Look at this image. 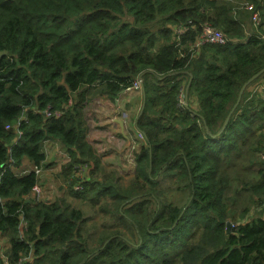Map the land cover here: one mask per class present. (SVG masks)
I'll list each match as a JSON object with an SVG mask.
<instances>
[{
  "label": "trees",
  "instance_id": "16d2710c",
  "mask_svg": "<svg viewBox=\"0 0 264 264\" xmlns=\"http://www.w3.org/2000/svg\"><path fill=\"white\" fill-rule=\"evenodd\" d=\"M236 1L240 9L229 0H0V233L10 264L31 250L27 264H264V89L251 91L264 73L233 109L264 68V29L243 4L264 18V0ZM205 23L229 43L192 54ZM176 25H189L181 49ZM139 77L145 142L123 182L87 141L85 107L94 97L113 103ZM47 107L60 116L45 117ZM47 140L70 158L63 182L72 165L89 170L79 191L73 180L50 204L26 203L36 177L10 166L43 162ZM69 198L108 217L94 236Z\"/></svg>",
  "mask_w": 264,
  "mask_h": 264
},
{
  "label": "built area",
  "instance_id": "2783aa9c",
  "mask_svg": "<svg viewBox=\"0 0 264 264\" xmlns=\"http://www.w3.org/2000/svg\"><path fill=\"white\" fill-rule=\"evenodd\" d=\"M243 6H244V9L250 15V22L252 23V25L255 27L261 26V28H262V24L264 23V18H261L260 13L257 10H255L253 5H251V4L245 3V4H243ZM188 26L176 25V26L172 27V32H173V35H174L175 40H176V46L179 47L180 49L182 48L181 39L186 34V32L188 31V29H189ZM227 43H229V40L222 31H220V30L212 27L211 25L205 23L199 27V34H198L194 44L189 47L188 51L191 52L192 54H195L197 51H199V49L202 46H205V45L223 46V45H226ZM235 43L236 42H233V44H235ZM263 89H264V84L263 83H257L256 86L252 87L251 91H259V90H263ZM132 90L140 91V81L138 79L133 81L131 86L126 88L124 91H132ZM99 100H100V97H97L94 100V105L91 106L93 109H94V106L98 105ZM70 103L71 102L69 101L68 105H70ZM42 113L45 117H49V116L59 117L61 114L60 111H51L49 107H47L45 110H43ZM120 115H121L120 121L122 123L123 134L126 138L129 139L130 143H129L126 154H124L123 157H121V158L117 157L118 165L116 166V168H115V166H113V167H111V169L116 170L120 176L131 177L133 174L134 168H135V154L137 153L138 148H139L138 142L144 144L145 137L138 130H136V132H135V137L131 136L127 131V123H126L127 115L124 112H121ZM85 119H86V125H87V129H88L87 132L89 134H91L92 130L94 129V115L88 113L85 116ZM110 127L112 130L115 129V126H113V125H111ZM6 128H8V126H6ZM18 134H21V133L18 132ZM110 140L112 143H115V146L116 145L119 146L120 141H121V136H119L115 132L110 131L107 134V142H109ZM89 144L92 146V148L94 150V143L89 142ZM94 152L96 153V155L100 158V160L102 162V156H103L104 150L101 148H97V150H94ZM42 153L44 154V146L42 148ZM119 153H121V152H119ZM64 156H65V160L63 162V166L70 162V158L66 154V152L64 153ZM44 159H45V154H44ZM124 162L128 168L127 170L123 166ZM42 164H43V162L39 163L38 165L32 164V168L30 170H22L20 175H26V174L32 172L35 175L36 180H37L36 184L33 186L32 190L30 192L29 197H26V200H29L32 203L50 204L53 202V199L51 198V196L58 192V187H50L49 189L45 188L46 194L44 195V189L42 187V184L40 183V177H41L42 171H43ZM88 170H89V167L86 164L72 165V167H71V179H70V181L63 182L62 187L67 188L68 185L70 184V182H73V180H74V183L72 184V189L74 191H79L81 189V183L85 180V176H86V173ZM24 227H25L24 221H23V219H20V222H19L20 237H22ZM3 239L6 240V243H5L4 247H2L0 245V257L2 258L4 264H10L8 262L6 255H5V252L8 249L7 236L0 233V240H3ZM32 257H33V250H31L26 256L19 258L15 264H27L28 262H30L32 260Z\"/></svg>",
  "mask_w": 264,
  "mask_h": 264
},
{
  "label": "crops",
  "instance_id": "0c3cea01",
  "mask_svg": "<svg viewBox=\"0 0 264 264\" xmlns=\"http://www.w3.org/2000/svg\"><path fill=\"white\" fill-rule=\"evenodd\" d=\"M233 4L237 5L240 9V4L236 0H229ZM262 29H264V23L262 24ZM187 93H185L186 95ZM142 93L141 91H124L123 93H120L118 98L112 103L107 98L101 97L98 105L95 106L93 113H94V129L92 130L91 134L87 132L86 138L90 143H94V150H97V148H101L104 150L103 156H102V164L108 168L111 169V167L118 165L117 163V157L121 158L124 154H126L128 146H129V139L126 138L123 134L122 130V123L120 121V112H124L127 115L126 123H127V131L128 133L135 137V132L137 130L135 120L138 117L140 110L142 108ZM117 102V103H116ZM183 104H187V96L184 98ZM191 107L195 108L196 104L191 100ZM101 122H99V120ZM111 125L115 126V129H111ZM88 130V129H87ZM115 132L119 136H121V141L119 146H115V143H112L111 140L107 142V134L109 132ZM94 132V133H93ZM142 145V143L138 142V146ZM44 154L45 159L43 161V171L42 175L40 177V183L42 184V181L45 185L46 189H49L50 187H54L50 184L46 173L50 171H56L57 168L61 169L63 167V162L65 160V150L57 141H51L48 140L44 143ZM121 152V153H119ZM58 164V165H56ZM61 165V166H60ZM123 166L127 170V166L125 165V162L123 163ZM32 168V163L28 160H23L22 164H20L17 167L10 166L11 171L13 174L17 177L24 176L20 175L22 170H30ZM112 170V169H111ZM58 174H54L55 177L58 178ZM59 182L58 190L62 188L61 194L65 192V188L62 187V183L60 180L57 179ZM62 196V195H61ZM60 196V197H61ZM55 194L51 196V198L54 200Z\"/></svg>",
  "mask_w": 264,
  "mask_h": 264
},
{
  "label": "rangeland",
  "instance_id": "374dc122",
  "mask_svg": "<svg viewBox=\"0 0 264 264\" xmlns=\"http://www.w3.org/2000/svg\"><path fill=\"white\" fill-rule=\"evenodd\" d=\"M179 57H181V56H179ZM256 85L257 84H255L254 86H256ZM186 87H187V85H186ZM185 90H186V88H185ZM96 98L97 97L92 98L90 100V102L86 105V107H85V116L88 113L94 115V113H93V110L94 109L91 106L94 105V100ZM94 108H95V106H94ZM120 114H121V112H120ZM99 122H101V121L99 120ZM56 165H58V164H56ZM61 171H62V169H58L57 168L56 171H50V172L46 173V176L47 175H50L47 178H48L50 184L53 185L54 187L59 185V182L57 181V179L60 180V182H63L62 180H64V178H66V176H63V175L60 176V177H58V178L54 176V174H58ZM122 177H123L122 180H124L123 182H127L129 176H122ZM42 187L44 189V195H45L46 192H45V185H44L43 181H42ZM61 192H62V188H60L58 190V192L55 194L54 200H57L59 198H62V197H60L61 195H63V197L65 196L66 192H65V194L64 193L61 194ZM68 200H69V202L71 203V205L73 207L80 208L85 213V215L87 217H89V218L92 219V220L88 221L87 224H86V226H85V230L83 232L84 236H86V237H89V235L94 236V232L96 230H101L102 225L105 224V222L108 219L107 216H104L102 214H99L98 217L94 218V213L97 212V210L95 208L93 209L89 203H85V202L82 203L80 200H75V199H71V198H69ZM134 229H135V227H134ZM5 243H6V240L5 239L0 240V245L2 247H4Z\"/></svg>",
  "mask_w": 264,
  "mask_h": 264
},
{
  "label": "water",
  "instance_id": "95a60500",
  "mask_svg": "<svg viewBox=\"0 0 264 264\" xmlns=\"http://www.w3.org/2000/svg\"><path fill=\"white\" fill-rule=\"evenodd\" d=\"M4 54H5V52H0V56H2V55H4ZM263 73H264V68L261 69L259 72H257L254 76H252V77H251V78H250L245 84H243V86L241 87V90H240V92H239V96H238V98H237V101H236V103H235L233 109H234V108L236 107V105L238 104V102H239V100H240V96H241V94H242L244 88H245V87H246L251 81H253V80L256 79L257 77H259V76H260L261 74H263ZM138 80L140 81V91H141V93H142V97H143L142 108H141L140 113H139V115H138V117H139L140 114H141V111H142V109H143V107H144V96H145V94H144V87H143V85H142L141 78L139 77ZM189 82H190V80H189ZM189 82H188V84H187V87H186L185 93H187V91H188V88H189ZM123 92H124V90L121 91L120 93H123ZM116 103H117V102H116ZM186 105H187V104H184V106H186ZM233 109H232V110H233ZM231 112H232V111H231ZM231 112H230V113H231ZM229 116H230V115H229ZM229 116L226 118L225 124L227 123ZM138 117L136 118L135 123H136ZM137 130H138V129H137ZM222 130H223V129H222ZM222 130H221V131H222ZM138 131H139V130H138ZM221 131H220V132H221ZM220 132H219V133H220ZM7 162H8V160H7ZM26 203H29V200H26ZM225 227H226V233H230V223H229V222H226Z\"/></svg>",
  "mask_w": 264,
  "mask_h": 264
}]
</instances>
